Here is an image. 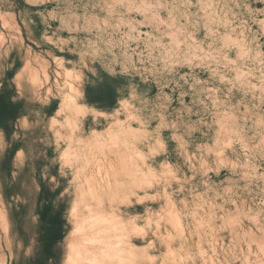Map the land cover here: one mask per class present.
<instances>
[{
    "label": "rangeland",
    "instance_id": "1",
    "mask_svg": "<svg viewBox=\"0 0 264 264\" xmlns=\"http://www.w3.org/2000/svg\"><path fill=\"white\" fill-rule=\"evenodd\" d=\"M1 108L0 264H264V0H0Z\"/></svg>",
    "mask_w": 264,
    "mask_h": 264
},
{
    "label": "bare ground",
    "instance_id": "2",
    "mask_svg": "<svg viewBox=\"0 0 264 264\" xmlns=\"http://www.w3.org/2000/svg\"><path fill=\"white\" fill-rule=\"evenodd\" d=\"M30 69V68H29ZM34 69V68H33ZM127 121V120H126ZM125 122V121H124ZM50 124V123H49ZM27 134V133H26ZM58 136V135H57ZM57 146V145H56ZM118 159V158H117ZM128 162V161H127ZM129 163V162H128ZM103 183V182H102ZM92 209V208H91ZM100 209V208H99ZM97 210V209H96ZM94 211V207H93ZM92 211V212H93ZM101 211V210H100ZM95 213V212H94ZM96 214V213H95ZM91 215V214H90ZM109 215V214H108ZM118 215V214H117ZM93 216V215H91ZM107 217V216H106ZM95 218L92 222L93 226H90L89 228H86V230H90L91 234L96 238V241H91L88 244H84L80 240L75 239V251L72 249V251L76 252L77 249L80 251L77 253V264H128L129 260V254H130V243L128 239V234L124 235V238H121L118 240L116 236H118V228H116L115 225L111 227L110 232V238L109 242L110 245H107L106 247V234H100L99 231H102L105 227L103 225L104 218L101 217L99 214L94 216ZM103 218V220H102ZM110 218V217H109ZM108 218V220H109ZM129 219V218H128ZM91 220V219H90ZM89 220V221H90ZM122 221V220H121ZM127 221V220H126ZM111 222V221H110ZM89 224V223H88ZM117 225V223H116ZM78 226V225H77ZM118 227V226H117ZM123 227V226H122ZM93 229V230H92ZM118 229V230H117ZM130 230V229H129ZM124 231V230H123ZM103 232V231H102ZM98 234V235H97ZM86 235V234H85ZM121 235V234H120ZM87 236V235H86ZM188 237V236H187ZM138 240V239H137ZM71 241V240H70ZM87 241V240H86ZM133 243V242H132ZM72 244V242L70 243ZM73 245V244H72ZM78 247V248H77ZM77 248V249H76ZM132 249V248H131ZM109 252V253H108ZM109 255V257H106ZM73 260V259H72ZM112 260V261H111ZM117 260V261H116ZM68 261V260H67ZM75 261V260H73ZM71 262V261H68ZM76 263V261L74 262ZM130 263V262H129ZM131 264V263H130Z\"/></svg>",
    "mask_w": 264,
    "mask_h": 264
},
{
    "label": "crops",
    "instance_id": "3",
    "mask_svg": "<svg viewBox=\"0 0 264 264\" xmlns=\"http://www.w3.org/2000/svg\"><path fill=\"white\" fill-rule=\"evenodd\" d=\"M44 29H38V30H36V34H35V39H38V37H40L39 39H43V38H46L47 37V35H46V33H48L49 32V30L47 29V28H45V27H43ZM53 57H56V58H62V60H65L63 57H61V56H53ZM56 58H54V59H56ZM56 110H57V108H55V111L53 112V114L56 112ZM55 240V239H54ZM53 240V241H54ZM48 256V255H47ZM43 259L44 258H42L38 263L39 264H45L44 263V261H43Z\"/></svg>",
    "mask_w": 264,
    "mask_h": 264
},
{
    "label": "trees",
    "instance_id": "4",
    "mask_svg": "<svg viewBox=\"0 0 264 264\" xmlns=\"http://www.w3.org/2000/svg\"><path fill=\"white\" fill-rule=\"evenodd\" d=\"M107 88H108V89H107ZM104 92H106V93L111 92V93H112L113 90H112L111 87L108 86V87L105 88ZM103 95L106 96V94H103ZM2 108H3V106H2ZM2 108H1V110H0L1 112H3V109H2Z\"/></svg>",
    "mask_w": 264,
    "mask_h": 264
}]
</instances>
